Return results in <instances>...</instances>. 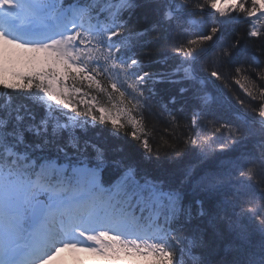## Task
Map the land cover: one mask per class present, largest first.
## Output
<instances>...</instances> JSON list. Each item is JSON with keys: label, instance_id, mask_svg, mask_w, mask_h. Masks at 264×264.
<instances>
[{"label": "snow or ice", "instance_id": "snow-or-ice-1", "mask_svg": "<svg viewBox=\"0 0 264 264\" xmlns=\"http://www.w3.org/2000/svg\"><path fill=\"white\" fill-rule=\"evenodd\" d=\"M65 252L264 264V0H0V264Z\"/></svg>", "mask_w": 264, "mask_h": 264}, {"label": "rangeland", "instance_id": "rangeland-1", "mask_svg": "<svg viewBox=\"0 0 264 264\" xmlns=\"http://www.w3.org/2000/svg\"><path fill=\"white\" fill-rule=\"evenodd\" d=\"M82 259L85 261L84 264H95V261H94L93 257L87 256V255H83ZM74 264H78V261L75 262Z\"/></svg>", "mask_w": 264, "mask_h": 264}, {"label": "trees", "instance_id": "trees-1", "mask_svg": "<svg viewBox=\"0 0 264 264\" xmlns=\"http://www.w3.org/2000/svg\"><path fill=\"white\" fill-rule=\"evenodd\" d=\"M242 83H246V81H242ZM235 87H236L237 91L240 93V95L243 96L244 95L243 91L239 88V86H235ZM244 98L247 99V97H244ZM157 139H158V137H157Z\"/></svg>", "mask_w": 264, "mask_h": 264}]
</instances>
